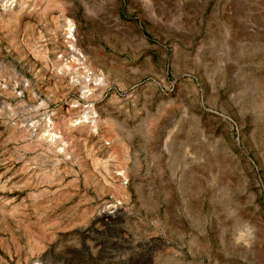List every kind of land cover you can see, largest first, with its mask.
Instances as JSON below:
<instances>
[{"label": "rangeland", "instance_id": "374dc122", "mask_svg": "<svg viewBox=\"0 0 264 264\" xmlns=\"http://www.w3.org/2000/svg\"><path fill=\"white\" fill-rule=\"evenodd\" d=\"M0 264H264V0H0Z\"/></svg>", "mask_w": 264, "mask_h": 264}, {"label": "bare ground", "instance_id": "6f19581e", "mask_svg": "<svg viewBox=\"0 0 264 264\" xmlns=\"http://www.w3.org/2000/svg\"><path fill=\"white\" fill-rule=\"evenodd\" d=\"M71 23V22H70ZM69 26V30H71L72 28H71V24H69L68 25ZM68 66V65H67ZM89 72V71H88ZM87 76H89V75H87ZM92 77V76H91ZM91 79L89 78V79H87V81H90ZM98 80H101L100 78H97L96 76H94L93 78H92V82L94 81V82H98ZM101 82V81H100ZM86 87H87V83H86V85H85ZM89 112H85L84 113V115H83V117L82 118H85V121H86V119L88 120L89 119ZM81 118V119H82ZM50 130V129H49ZM48 133H49V136H50V139L53 141V139L55 140V137H56V134L55 133H53V132H50V131H48Z\"/></svg>", "mask_w": 264, "mask_h": 264}]
</instances>
